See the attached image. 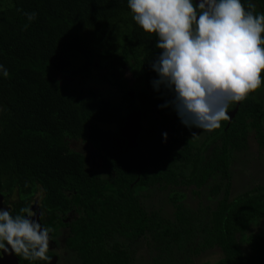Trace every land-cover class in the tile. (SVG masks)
Listing matches in <instances>:
<instances>
[{"label": "trees", "instance_id": "16d2710c", "mask_svg": "<svg viewBox=\"0 0 264 264\" xmlns=\"http://www.w3.org/2000/svg\"><path fill=\"white\" fill-rule=\"evenodd\" d=\"M249 2L263 13L264 0H242ZM32 11L38 15L29 22L23 12ZM156 39L134 22L127 0H0V64L9 72H0V195L17 194L20 208L37 198L57 225L70 228L75 264H133L130 241L147 235L158 250L156 264H169L176 249L198 254L213 247L223 257L212 264H264V230L247 233L264 218V184L230 198L232 152L251 131L264 148V106L257 98L264 71L261 87L231 103L230 119L219 128H190L167 103L173 93L153 84L151 63L161 51ZM126 68L145 110L156 107L171 117L161 123L170 140L168 127L154 124L137 146L129 145L127 107L95 86L103 79L125 95ZM58 73L69 78L61 81ZM69 138L96 146L101 166ZM219 176L210 190L222 196L202 214L188 209L186 194L177 190L169 196L174 218L144 204L156 186L202 188ZM71 211L75 218L62 223ZM15 255L21 264L48 261Z\"/></svg>", "mask_w": 264, "mask_h": 264}, {"label": "clouds", "instance_id": "9594fccd", "mask_svg": "<svg viewBox=\"0 0 264 264\" xmlns=\"http://www.w3.org/2000/svg\"><path fill=\"white\" fill-rule=\"evenodd\" d=\"M132 19L155 34L161 51L151 63L157 91L170 90L187 127L211 131L229 118V105L262 85L264 13L242 0H127ZM28 21L38 13L23 12ZM28 25H25L27 28ZM0 72L9 76L0 64ZM166 105H162L164 107ZM167 138V133H164ZM29 207L0 208V249L29 261L48 260L52 228Z\"/></svg>", "mask_w": 264, "mask_h": 264}, {"label": "rangeland", "instance_id": "374dc122", "mask_svg": "<svg viewBox=\"0 0 264 264\" xmlns=\"http://www.w3.org/2000/svg\"><path fill=\"white\" fill-rule=\"evenodd\" d=\"M57 77L61 81H65L69 78L67 74L60 73L57 74ZM90 83L92 82L90 81ZM95 86L102 92L108 94L112 101L118 102V100H120L121 95L119 89L115 85L103 79H99V83L96 82ZM257 98L263 102L264 106V86L258 91ZM166 133L167 139L170 140L172 132L169 127ZM68 141L71 147L77 150L89 151L90 154L98 156L99 150L92 143L79 141L73 138H69ZM232 156L230 168L232 182L230 198H235L258 184H264V148L260 147L254 131L248 134L245 145L241 149L232 152ZM97 164L100 163L98 162ZM218 180L220 181V176L210 181L208 185L202 188H195V186H166L164 189H158L159 187L156 186L149 189L148 197L146 196L147 198H144L143 201L148 210H158L162 215L171 219L174 218V206L169 196L172 190H177L186 194L183 202L188 209L195 212L199 211L200 214H202L206 210L214 209L217 201L222 196V194L219 197H212L211 195V184L216 183ZM222 192L223 191H221V193ZM12 198L15 199L16 196L13 195ZM11 202L14 203L12 199ZM36 212V219L41 218V214L43 213L42 210L38 209ZM48 225L47 227L52 228V224L49 223ZM53 230L57 232L58 227L55 226ZM262 230H264V218L250 223L247 233H258ZM59 234L60 232H58L56 236H59ZM150 240V236L147 235L138 240L130 241L133 264H156L155 258L158 255V250L150 245ZM199 240L200 239H196V242H199ZM109 242L111 245L114 244L112 239L109 240ZM119 242L122 243V239H119ZM243 247H246V245L243 244ZM247 249H249L248 246ZM48 251H50V248ZM59 254L61 255L60 252ZM68 256L71 255L69 254ZM221 257H223V251L219 247L208 248L198 254H194L190 250L178 251L176 249L174 259H172L169 264H212ZM58 259L62 261V257H57V260ZM17 264H21V262L18 260ZM73 264H75V262Z\"/></svg>", "mask_w": 264, "mask_h": 264}, {"label": "flooded vegetation", "instance_id": "af4514ba", "mask_svg": "<svg viewBox=\"0 0 264 264\" xmlns=\"http://www.w3.org/2000/svg\"><path fill=\"white\" fill-rule=\"evenodd\" d=\"M260 9L264 13V8L263 9L260 8ZM124 75L129 80V87L126 88L127 90L125 92V95L119 89L121 96H120V100H118V102L120 104L122 103V105L127 107V109H126V112L128 114V117L126 118V119H128L127 122L132 121L133 124L132 123L131 124L136 128L137 127L139 128V123L144 127V129L142 131L138 132L137 141H140L141 138L146 133V131L150 127H152L154 124L158 123V126L160 128L163 126L168 127V125H166V124L171 122V117H169V115L160 114V112L157 111L156 107H151L147 111L145 110L146 109V107L144 105L145 103H144L143 99L141 98V96H139V93H138L137 88L135 86L136 77H135L133 70L126 68ZM126 102H127V105H125ZM232 108H229V111ZM164 116H167L168 119L166 120V124L162 125L161 123H162V120L164 119ZM157 121H160V122H157ZM200 143H202V141H200ZM200 143H198V144H200ZM141 145L142 144L139 143V146H141ZM85 152L91 156V159H90L91 163L95 164L96 161H98V156H95V154H90L89 151H85ZM94 157H96V158H94ZM97 163H96V166L100 167L101 164H97ZM13 195L16 196L15 199L12 198ZM11 199L14 201V203L11 202ZM35 200H37V203H38V199L33 198V199L28 201L27 206L31 207L30 202L35 201ZM18 202H19V199H18L17 194H9V195L4 196V197L2 195H0V208H8L12 212L13 215L19 213V210L22 208V207L21 208L19 207ZM38 209H41V207L39 206V203H38V206L35 207V213H37L36 211ZM42 212H43L42 218H41L42 224H44L45 226H49L48 224L50 223V224H52V229H54L55 226L58 227L57 232H54V230H53L50 233V243H49L50 251H48V253H47V255L50 259H48V261L46 263L49 264L50 261L52 260V258L57 256L59 258L62 257V261H59V259H58L57 264H70V263L73 264L75 262V256L77 257L78 254H77V252L71 250V248L68 245V236L70 235V228H68V227L64 228V226L57 225L58 224V222H57L58 218H55L54 214L45 212L43 210H42ZM75 216L76 215H75L74 211H71L67 217L63 216L64 218H62L61 222L67 223L73 219L72 217L75 218ZM58 232H60V234H59V236H56V234ZM59 252L61 253V255L59 254ZM69 254L71 256H68Z\"/></svg>", "mask_w": 264, "mask_h": 264}, {"label": "water", "instance_id": "95a60500", "mask_svg": "<svg viewBox=\"0 0 264 264\" xmlns=\"http://www.w3.org/2000/svg\"><path fill=\"white\" fill-rule=\"evenodd\" d=\"M231 115H233V113H231ZM135 128L136 127L131 126L130 122H127L123 127L124 133L129 139L130 146H137V135L139 132V128L137 127L136 130ZM30 206L35 212V207L38 206L37 200L30 202ZM0 260H1V264H17L18 263V259H17V256L15 255V252L11 250L5 252L3 249H1L0 250ZM49 264H57V257L56 256L53 257Z\"/></svg>", "mask_w": 264, "mask_h": 264}]
</instances>
